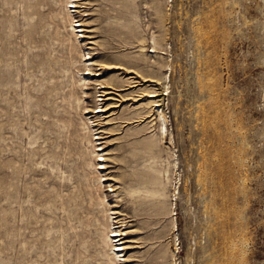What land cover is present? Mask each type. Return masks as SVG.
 I'll use <instances>...</instances> for the list:
<instances>
[{"label":"rangeland","instance_id":"obj_1","mask_svg":"<svg viewBox=\"0 0 264 264\" xmlns=\"http://www.w3.org/2000/svg\"><path fill=\"white\" fill-rule=\"evenodd\" d=\"M67 2L0 0V264H264V0Z\"/></svg>","mask_w":264,"mask_h":264},{"label":"bare ground","instance_id":"obj_2","mask_svg":"<svg viewBox=\"0 0 264 264\" xmlns=\"http://www.w3.org/2000/svg\"><path fill=\"white\" fill-rule=\"evenodd\" d=\"M77 2H76V0H68V2H67V4L68 5H73V4H76ZM70 9L71 8H76V7H73V6H71V7H69ZM69 17H70V15H69ZM80 26V25H79ZM79 26H77V27H79ZM73 31V30H72ZM87 31V30H86ZM85 31V32H86ZM83 32V30H80V31H78V32H76V33H82ZM78 43V42H77ZM89 60V59H88ZM88 60H86V61H88ZM86 71H89L88 72V74H90L91 73V71H90V69H88V68H86L85 69ZM145 77V76H144ZM152 82V81H151ZM103 84V83H102ZM79 86H80V89L83 91L84 90V87H85V79L84 78H81L80 80H79ZM137 86V85H136ZM104 87V86H103ZM102 87V88H103ZM106 87V86H105ZM135 87V86H134ZM147 89V88H146ZM146 92V91H145ZM153 92V91H152ZM102 94H104V93H102ZM142 94H144V93H142ZM156 94V93H155ZM108 95H109V93H108ZM145 95V94H144ZM100 97H102V96H100ZM144 97V96H143ZM147 97V96H146ZM164 97V96H163ZM156 98H157V96L156 95H154V93H152L151 95H149V97L147 98V100H148V103L149 104H153L154 105V108H156L157 109V112H158V114L160 115V114H162V111L160 110V107H161V105H159L158 103L160 102V101H157L156 100ZM104 101H105V99H103ZM109 100V99H108ZM161 100V99H160ZM147 104V103H146ZM110 106V105H109ZM109 106H106L107 108L109 107ZM145 106H148V104L147 105H145ZM100 108V107H99ZM105 109V108H104ZM109 109V108H108ZM106 110V109H105ZM100 112H104V111H102V110H100ZM157 114V115H158ZM159 117V116H158ZM164 119V118H163ZM165 120V119H164ZM89 122V121H88ZM159 122H160V120H159ZM163 122V121H162ZM161 122V123H162ZM85 124V123H84ZM87 124V123H86ZM160 124V123H159ZM163 125H164V122L162 123ZM86 129H88V127H87V125H86ZM161 130H162V128H161ZM98 165H101V164H98ZM99 169H104V166H102L101 168H99ZM109 226V234H110V236H106V246L110 249V251H111V254L110 255H108L109 256V262L111 263V264H117L116 262L119 260V253H121V252H123L124 250H128V248H126V245L129 243H127L126 244V242H125V239L124 238H122V239H118V240H114L113 241V239L114 238H116V237H120L121 235H117V234H115L116 232L115 231H111V228H113V230H114V227H113V223L112 224H109L108 225ZM125 235V234H124ZM113 241V242H112ZM115 242H119V244H117V245H114L115 244ZM128 247H129V245H128ZM122 257H124V255L122 256Z\"/></svg>","mask_w":264,"mask_h":264}]
</instances>
